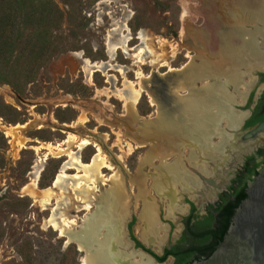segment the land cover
I'll return each instance as SVG.
<instances>
[{
  "label": "rangeland",
  "instance_id": "obj_1",
  "mask_svg": "<svg viewBox=\"0 0 264 264\" xmlns=\"http://www.w3.org/2000/svg\"><path fill=\"white\" fill-rule=\"evenodd\" d=\"M53 1L59 8L53 33L65 51L23 83L22 93H18L23 101L0 87L4 141L0 149V264H20L21 252L30 255L31 264H82L86 253L61 230H78L117 174L126 195L125 222L134 219L135 237L145 244L139 232L146 224L141 217L148 204L155 206V239L175 241L187 209L182 193H189V198L212 194L217 186L222 188L224 179L231 178L240 161L233 156L220 173L215 171L223 165L215 168V163H207L206 175L195 168L201 161L194 165L185 160L188 146L173 152V144L162 143L153 135L147 137L158 118L163 84L183 72L191 60L222 66L225 57L219 49L220 33L232 26L242 2L252 9L261 0H80L78 5L73 1L69 5V0ZM243 26L246 30L250 27ZM256 40L262 51L261 36ZM248 69L236 66L242 82L231 108L243 115L249 111L247 96L253 94L256 101L264 89L263 82H253ZM228 73L211 71L177 93L185 96L193 89L198 94L208 83L226 86ZM229 90L233 92L231 87ZM14 117L17 122L10 120ZM226 123L223 120L220 127L228 131ZM60 124L65 127L58 129ZM232 137L238 146L234 155H240L238 150L245 144L259 141L264 145V132L242 141L241 146ZM81 138L90 141L78 145ZM211 141L215 144L219 138L212 136ZM98 153L105 162L94 178L87 168ZM148 154L152 156L149 163L145 161ZM179 158L202 186L183 192L184 184L177 183L173 198L160 196L153 187L159 177L155 168ZM201 175H211L214 184L203 183ZM171 204L183 211L174 210L169 216L167 206ZM151 244L158 252L159 245ZM131 256L133 261L140 260L138 254Z\"/></svg>",
  "mask_w": 264,
  "mask_h": 264
},
{
  "label": "bare ground",
  "instance_id": "obj_2",
  "mask_svg": "<svg viewBox=\"0 0 264 264\" xmlns=\"http://www.w3.org/2000/svg\"><path fill=\"white\" fill-rule=\"evenodd\" d=\"M243 6L244 3L242 2L234 15L232 26L220 33L219 49L225 57L222 66L210 65L211 62L209 63L208 61L197 64L191 60L185 65L183 72L170 77L164 82V92L159 97L158 118L150 126L151 132L146 135L147 137L153 135L162 143L173 144V152L181 146H188L189 153L186 155L185 160L194 165L201 161L202 164L196 165L195 168L206 175L209 173L207 171V163H215V168L217 165H223L222 169H216L215 171L220 173L224 170V167L227 168L229 166L233 156L235 158L239 157L237 153L234 155L238 146H234L236 143L233 141V133L220 127V123L225 120L228 130L234 131L241 124L244 117L243 114L231 109V103L234 102L235 92H237V85L242 82V75L236 71L237 64L245 65L249 68L248 71L253 67H264V0H261L250 11L245 10ZM221 16L224 15L222 14ZM258 24L261 27H258ZM243 25H249L250 27L246 30ZM257 36L262 38V51H259L256 47ZM248 58L250 61L245 64ZM226 67L229 69H226ZM215 70L220 71V73L229 71L226 77L228 81L226 86L208 83L205 86L203 85L204 90L198 94H194L193 89L190 88L192 92H189V94L185 96L178 95L177 89H189L188 86H191L196 79L199 78L200 80L202 77L205 79V77L210 75L211 71L213 73ZM230 87L233 92L229 90ZM213 109L216 110L214 111ZM212 136H217L219 141L215 144L212 143ZM89 141L88 138H81L76 143L82 145ZM177 141H180V143L177 144ZM248 148H251V143L245 144L242 149H239V154L240 151H245ZM151 157L148 154V159L145 161L149 163L152 159ZM104 159L98 153L88 166L87 170L93 177L97 178L99 168L105 162ZM186 169L189 168L186 167ZM186 169L180 158L171 163H160L155 168V174L159 176L154 179L155 185L153 187L155 192L160 196L167 194V197H169L171 192L175 193L174 191H177V189L173 188L177 183L184 184L182 186L183 192H185V189L195 191L201 188L202 183L199 179ZM119 175L111 177L110 190L102 195L94 212L86 217L78 230H61V234H64L68 241L76 242L78 247L85 251L86 254L82 264H116L114 260L117 258L116 256L128 253L126 252L128 243L123 238L124 222L128 215V210L126 205L123 206V202L126 201V195L122 185V178ZM203 190H205V193L207 192L206 195L209 194V191L205 188ZM154 209L155 206L148 204L145 206L141 218L146 224L139 233L143 242H154L161 245L164 240L162 238L159 240L155 239L156 236L152 231L153 225L157 221ZM174 210L183 211L182 208L172 204L167 206L169 216H173ZM115 244L116 247L121 246L124 252H114L112 247ZM130 253L129 251L128 254L130 255ZM133 264H151V262L140 255V260L135 261Z\"/></svg>",
  "mask_w": 264,
  "mask_h": 264
},
{
  "label": "trees",
  "instance_id": "obj_3",
  "mask_svg": "<svg viewBox=\"0 0 264 264\" xmlns=\"http://www.w3.org/2000/svg\"><path fill=\"white\" fill-rule=\"evenodd\" d=\"M72 1L76 5L80 2L69 0V5H72ZM57 11L59 8L53 0H0V83L8 84L21 94L25 81L32 80L38 69L44 67L52 57L65 51V45L53 33ZM261 80L264 81V73H261ZM1 106L12 108L4 104ZM10 120L17 122L16 117ZM262 121L264 108H256L246 125ZM2 144L3 135L0 133V149ZM258 154L259 160L254 156L247 158L241 174L233 180L240 181L238 187L230 185L204 219L196 221L193 226L186 223L187 231L176 245L165 249L161 256L148 249L147 251L159 262L172 255V264H191L195 260L207 258L226 233L236 208L246 198L247 181L252 180L264 165V149H260ZM1 160L0 153V164ZM21 257L20 264H31L28 253L21 252Z\"/></svg>",
  "mask_w": 264,
  "mask_h": 264
},
{
  "label": "water",
  "instance_id": "obj_4",
  "mask_svg": "<svg viewBox=\"0 0 264 264\" xmlns=\"http://www.w3.org/2000/svg\"><path fill=\"white\" fill-rule=\"evenodd\" d=\"M243 8L250 11L246 6H243ZM260 72H264V67H253L249 70L248 73L253 77V82H257L258 73ZM0 87L8 89L15 97L23 101L20 95L9 85L0 83ZM234 105L231 103L232 109ZM248 114L249 111L244 113L241 124L236 130H228L236 136L239 145L243 144L242 141L253 139L257 133L264 130V123H261L256 129L248 132L244 136H240L242 125ZM62 127H65V125L60 124L57 126L58 129H63ZM257 144L254 143L251 145V148L240 151V155L236 160L241 161L243 154L250 152ZM215 192L216 190L213 191V196ZM182 196L188 195L182 193ZM144 246L156 252L151 247V243H145ZM163 247L164 242L159 245V251L156 252L158 255L163 253ZM132 254H138L149 259L151 264H172L173 262L172 257H168L165 261L159 262L154 256L142 248L133 249ZM131 255L129 256V261L121 260L119 264L134 263L135 261L131 260ZM191 264H264V165L252 180L247 181L246 198L236 208L226 233L218 241L214 251L207 258L195 260Z\"/></svg>",
  "mask_w": 264,
  "mask_h": 264
},
{
  "label": "flooded vegetation",
  "instance_id": "obj_5",
  "mask_svg": "<svg viewBox=\"0 0 264 264\" xmlns=\"http://www.w3.org/2000/svg\"><path fill=\"white\" fill-rule=\"evenodd\" d=\"M261 73H264V72H260L258 73V79H257V82L261 81L264 83V81L261 80ZM246 103H248L249 106V114L248 116L246 117L243 125H242V128H241V133H240V136H244L245 134H247L248 132L256 129L257 127H259L261 125V123H264V121L260 122V123H257V124H254V125H251V126H247L246 125V122L247 120L253 115V112L256 110V108H264V89H263V92H262V95H260L257 100L255 101L253 99V94H249L246 98ZM252 104V106H251ZM260 132H264L263 131H260ZM259 132V133H260ZM233 133V132H232ZM257 133V135L259 134ZM257 135L253 138H257ZM241 139V137H240ZM248 141V140H247ZM254 143H258L250 152H246L243 154L242 156V159L240 161V164H239V167L235 170V172L233 173V175L231 176L230 179L228 180H223L222 184V188L221 185L220 186H217L218 188L215 189L216 192L214 194V196L212 194H210L209 196H205L203 198H189V196H184V199H183V202L187 205V209L186 211H184L185 215L182 219V231L181 233L178 235L177 239L175 241H170V239H168L167 242H164V247H163V253L165 251V249H169L171 248L173 245H176L180 240L181 238L183 237V235L186 233L187 231V226H186V223L188 222L189 224H191V226H193L195 224L196 221L198 220H202L204 219V217L211 211V209L216 205V203L220 200V195L227 191L228 190V187L230 185H233L234 187H238L239 185V182L238 180L236 181H233L234 179H236L239 174H241L240 171L243 170L244 166L247 164V158L249 156H254V157H257L256 159L259 160V154H258V151L260 149H264V145H261L259 143V141H254V142H251V145L254 144ZM239 145V144H238ZM241 146V145H240ZM252 163L250 162L249 165H251ZM201 178H203V183H209V184H214L213 183V180H212V176L208 175L207 177L206 176H203L201 175L200 176ZM194 191V190H193ZM211 192V191H210ZM172 198L174 197L173 194L174 193H170ZM189 193H186V195H188ZM170 196V195H169ZM170 196V198H171ZM134 219L131 218L130 220L126 221L124 223V241H126L128 243L127 247H126V250H129L130 252L133 251V249H144L145 251L150 250L151 252H153L154 254H156L157 256H161L163 255V253L161 255H158L156 252L152 251L150 248H146L144 246V244L142 243V241H140L139 239H137L133 233V228H132V223H133ZM112 250L115 252H124L122 247L121 246H117L116 247V244L115 246L112 247ZM148 252V251H147ZM149 253V252H148ZM151 254V253H150ZM120 255V254H119ZM116 256L117 258H115V262L116 264H119L120 263V259L122 260H126V261H129V254L125 253L124 256L122 254V256L120 255V257ZM152 255V254H151ZM124 256V257H123ZM154 256V255H152ZM120 259H119V258ZM155 257V256H154ZM168 257H172L173 258V262H174V257L172 255H169ZM167 257V258H168ZM156 258V257H155ZM166 258V259H167ZM118 259V260H117ZM157 259V258H156ZM172 262V263H173ZM132 262H130L129 264H131Z\"/></svg>",
  "mask_w": 264,
  "mask_h": 264
}]
</instances>
